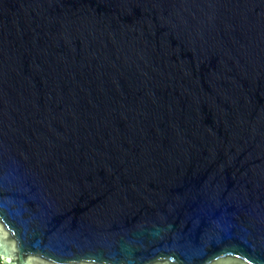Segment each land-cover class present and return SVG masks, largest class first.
<instances>
[{
    "label": "water",
    "instance_id": "water-1",
    "mask_svg": "<svg viewBox=\"0 0 264 264\" xmlns=\"http://www.w3.org/2000/svg\"><path fill=\"white\" fill-rule=\"evenodd\" d=\"M2 264H264V0H0Z\"/></svg>",
    "mask_w": 264,
    "mask_h": 264
},
{
    "label": "built area",
    "instance_id": "built-area-1",
    "mask_svg": "<svg viewBox=\"0 0 264 264\" xmlns=\"http://www.w3.org/2000/svg\"><path fill=\"white\" fill-rule=\"evenodd\" d=\"M0 264H2V263L0 262Z\"/></svg>",
    "mask_w": 264,
    "mask_h": 264
}]
</instances>
